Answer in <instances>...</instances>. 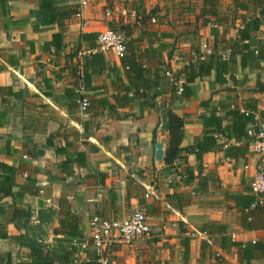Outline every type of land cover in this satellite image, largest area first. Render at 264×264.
Returning <instances> with one entry per match:
<instances>
[{
  "label": "crops",
  "instance_id": "crops-1",
  "mask_svg": "<svg viewBox=\"0 0 264 264\" xmlns=\"http://www.w3.org/2000/svg\"><path fill=\"white\" fill-rule=\"evenodd\" d=\"M52 1L58 6L73 4L72 0ZM182 1L91 0L61 29L58 21L50 22L39 13L41 0H0V160L16 169L15 194L29 178L39 187L36 194L27 193L22 198L0 193V222L8 233V237L0 238V252L10 253L12 264L31 263V249L23 237L25 229L10 221L16 201L31 208L34 233L55 250L68 238L56 229L69 212L77 215L84 239L90 240L92 215L123 218L134 208H142L151 225L149 234L132 245L113 246L110 264H217L214 250L229 264H239L237 247L232 246L228 253L221 249V234L207 238L199 235L209 222L223 224L226 234L244 245L264 243V228L248 230L241 225L240 210L232 197L253 194L252 177L257 166L264 165V157L253 151V144L239 159L226 157L223 150L206 152L202 175L207 183L203 185L195 154L182 151L169 170L165 161L155 159L158 139L168 147L160 113L153 107L143 108L139 99L128 105L116 102L115 95H124L121 90L129 81L121 59L109 54L104 55L111 68L93 75L88 94L116 102L115 109L82 113L80 104L78 108L71 105V94L78 91L72 64L97 47V39L86 40L82 35L105 30L110 20L135 22L154 11L148 27L161 36L156 46L166 43L163 60L174 72L191 56L193 48L204 51L211 47V25L195 32L198 15L189 19L179 14L177 6ZM233 1L221 0V9L229 10ZM260 12L258 7L256 13ZM242 25L237 21L236 26L219 25L218 29L227 37H236ZM58 32L63 38L60 50L50 45ZM164 33L168 36L162 37ZM259 43H264V16L251 47ZM259 80L264 81V61L260 67H243L238 56L228 73L218 76L213 69L211 75L197 80L192 85L193 96L177 93L163 74L157 101L184 118L181 146H191L204 135L201 115L207 110L200 106L202 100L212 106L253 109L257 115L254 126L264 124V92L258 90ZM219 140L226 142L227 138L219 136ZM187 163L195 165L197 176L189 183L173 172ZM262 200L264 204V195ZM89 254L94 259L90 264H97L92 248ZM245 261L264 264V257Z\"/></svg>",
  "mask_w": 264,
  "mask_h": 264
},
{
  "label": "trees",
  "instance_id": "trees-1",
  "mask_svg": "<svg viewBox=\"0 0 264 264\" xmlns=\"http://www.w3.org/2000/svg\"><path fill=\"white\" fill-rule=\"evenodd\" d=\"M203 11L196 19V30L202 26L211 25L213 34V52L208 54L205 59L194 61L192 52H201L199 47L191 50V56L186 60L188 63L176 72V76L184 78L183 91L180 95L183 97L193 96L192 85L199 79H203L212 74V70H217V75L228 73L235 63L238 56L241 57V65L260 67L264 61V43H259L258 47L252 48L251 43L245 40H251L260 29L264 16V0H234L233 6L223 11L221 9V0H203ZM261 7V12L256 13V9ZM253 11V12H252ZM80 9L77 4L58 6L52 0H41L40 14L48 18L50 22L58 21L61 29L76 16L80 14ZM154 17V11L144 13L140 18L133 23H123L121 28H115L124 32L127 36V53L121 59L125 75L129 81V85L121 90L125 91L124 95H115L116 102L120 105H128L139 99L143 108L153 107L158 110L163 121V130L166 133L168 141L165 163L169 169L175 165V161L180 157L183 151L187 154H195L199 168V177L202 180V185L207 183V178L203 174V157L206 152L223 150L228 158L239 159L245 157L250 146L256 139V133L259 127L254 125L257 122L256 111L253 109H241L238 106L230 104H222L220 106H212L209 101L202 100L200 106L207 111L201 115L204 125V135L191 146L182 147L181 143L185 135V121L182 116H179L174 110L165 103H159L158 86L160 79L166 71L172 70L171 65L163 60V50L167 47L166 43L156 46V42L160 40L158 32L148 27V21ZM241 21L242 26L238 28L236 37H227L225 33L218 28L219 25L227 27L236 26V22ZM99 33H83L84 39H97ZM168 36L166 33L162 37ZM62 33L58 32L54 36V40L50 43L55 49L60 50L62 45ZM147 41V45H145ZM96 47V45H95ZM94 47V48H95ZM230 50V56L224 58L219 51ZM257 50V51H256ZM111 63L106 59L101 52L93 49L83 55L82 61L72 64V74L75 77L74 86L78 88L80 82V71L83 73V81L89 93L92 87V77L96 73H100L105 69H109ZM219 78V77H218ZM233 78H235L233 76ZM226 80V79H223ZM2 89V88H1ZM258 90L264 92V81H258ZM72 103L74 108H78L79 92H72ZM90 105L88 112H99L108 108L114 110L115 103L110 99L96 98L89 95ZM228 123H225V120ZM219 136L227 138L226 142H221ZM229 140H234L232 143ZM228 144L227 147L225 145ZM194 164L187 163L184 168H174L176 177L179 180L189 183L197 176L194 173ZM16 185V169L0 160V193L3 196L19 195L22 198L25 194H36L38 186L36 181L28 179L21 187V190L15 194L14 186ZM232 197L236 200L240 210L241 225L248 229L254 230L264 228V204L259 203L257 196L253 194H233ZM257 205L253 207V204ZM1 208V207H0ZM32 216L31 208L21 201H16L11 209L10 221L14 222L19 228L25 229L23 235L30 246V264H70L76 247V241L84 240L83 233L78 227V218L74 213H68L66 218L62 220L56 233L68 236L62 239L65 245H61L58 250L47 247L44 243L38 240L34 233V228L30 225ZM203 231H206L209 236L221 234L222 244L221 249L227 253L232 246L239 250V264H248L255 258L264 257V243L258 241L254 244L244 245L240 241L232 240L226 234V229L223 224L216 222L205 223ZM8 237L7 231L3 228V223L0 222V238ZM207 241H204V245ZM188 246L186 247L185 256L188 254ZM213 256L217 264H229L226 257L218 250L213 251ZM0 264H12L11 254L0 252ZM152 264H161L160 261H155Z\"/></svg>",
  "mask_w": 264,
  "mask_h": 264
},
{
  "label": "built area",
  "instance_id": "built-area-1",
  "mask_svg": "<svg viewBox=\"0 0 264 264\" xmlns=\"http://www.w3.org/2000/svg\"><path fill=\"white\" fill-rule=\"evenodd\" d=\"M74 4L79 6L82 12L87 8L91 0H72ZM80 12V13H81ZM155 22V19H153ZM247 43H251V40H245ZM127 36L124 32L108 27L99 32L97 37L96 51L103 54L112 55L118 59H122L127 53ZM257 51V50H256ZM213 52L212 46L201 52H192L194 61L198 59H205L206 56ZM219 53L224 57L230 56V50H220ZM187 60V59H186ZM184 61L183 64L188 63ZM80 82L78 86L80 104V110L82 113H86L90 105L88 91L83 81V73L80 71ZM165 74L170 78L174 84L177 93L181 94L183 91L184 78L176 76V72L168 70ZM253 151L259 156L264 157V124H262L254 140ZM228 144L225 145L227 147ZM251 192L259 199V203H263L262 197L264 195V165L260 164L256 168V172L252 177ZM257 205V202L253 204V207ZM91 225V237L90 240L76 241L74 243L76 251L70 264H90L93 262V258L89 254V249L92 248L97 264H110V254L113 246L119 245H132L134 242L142 239L149 234L151 225L148 220L146 212L140 208H134L129 214L123 218H108L100 214H94L90 217ZM203 238L208 237L206 231L199 233ZM195 236V234H193Z\"/></svg>",
  "mask_w": 264,
  "mask_h": 264
},
{
  "label": "rangeland",
  "instance_id": "rangeland-1",
  "mask_svg": "<svg viewBox=\"0 0 264 264\" xmlns=\"http://www.w3.org/2000/svg\"><path fill=\"white\" fill-rule=\"evenodd\" d=\"M175 6L176 5H174V7ZM177 7H178V13L179 14L180 13L184 14V17L185 18L189 17V19H191L192 17H196V15H199L203 11V6L201 4V0H183L182 2H180V5L177 6ZM222 9H224V8L222 7ZM134 20H132L131 23H133ZM123 23H127V22H123ZM123 23H119L116 20H113V21L110 20L109 23H108V26L111 27V28L120 29L121 25Z\"/></svg>",
  "mask_w": 264,
  "mask_h": 264
},
{
  "label": "water",
  "instance_id": "water-1",
  "mask_svg": "<svg viewBox=\"0 0 264 264\" xmlns=\"http://www.w3.org/2000/svg\"><path fill=\"white\" fill-rule=\"evenodd\" d=\"M161 128L163 127V122L161 123ZM167 152V147L163 139H158L155 146V159L158 163H163L165 161V156Z\"/></svg>",
  "mask_w": 264,
  "mask_h": 264
}]
</instances>
